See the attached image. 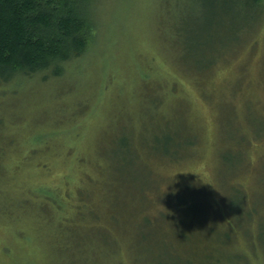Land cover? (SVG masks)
<instances>
[{
    "label": "rangeland",
    "instance_id": "obj_1",
    "mask_svg": "<svg viewBox=\"0 0 264 264\" xmlns=\"http://www.w3.org/2000/svg\"><path fill=\"white\" fill-rule=\"evenodd\" d=\"M89 11L94 40L62 77L37 74L0 89V264H148L139 253L155 245L139 250L136 231L146 227L150 243H178L171 204L180 193L200 201V212L187 215L194 240L176 264H204V253L219 264H264L257 234L264 218V13L230 19L200 0H93ZM231 23L250 26L228 31ZM214 44L229 50L207 70L197 68V56ZM229 113L238 125L231 139L222 130ZM165 119L174 127L159 128ZM128 128L149 143L134 149L130 168L120 144ZM171 129L191 141L176 162L150 151ZM228 143L237 157L225 161L219 155ZM103 146L114 152L111 179ZM137 172L149 186L137 191L141 180L135 191L125 189L118 175L129 181ZM233 187L254 217L240 222L243 215L228 207ZM48 188L59 211L35 196ZM78 216L83 227L75 231ZM73 236L79 242L63 246Z\"/></svg>",
    "mask_w": 264,
    "mask_h": 264
},
{
    "label": "trees",
    "instance_id": "obj_2",
    "mask_svg": "<svg viewBox=\"0 0 264 264\" xmlns=\"http://www.w3.org/2000/svg\"><path fill=\"white\" fill-rule=\"evenodd\" d=\"M92 1L93 0H0V89L2 88V90L7 91L12 88L8 87L9 85L12 86L13 83L22 82L23 80L32 78L37 74H42V79H48L55 76L62 77L66 65L68 64L67 62L77 59L82 54H85L94 40L96 22L93 19V16H91L92 12L89 11V5ZM200 3L207 9H210V11H213L222 17H224L225 14L226 16H229L230 19L232 17L236 18L243 13L256 14V17H259L264 13V0H200ZM212 15L215 14L212 13ZM213 24L216 26L214 22ZM248 26H250L249 23L244 25L240 23H231L230 25H227V30L243 31L244 29H247ZM207 29L211 30L210 28ZM208 37L209 35L207 36V40ZM225 47L226 46H223L222 44L207 45V54L205 52L202 55V58L197 56L196 62L200 63L197 68L203 69L204 71L210 68L211 64L215 63V60L219 57L221 52L225 51V49L229 50L228 47ZM182 50L183 48H179L180 58L182 60L180 61L181 63H187L184 61L187 54L186 52L182 53ZM191 53L192 50L189 51V55H191ZM235 121L236 119L231 113L227 115L224 114L222 130L223 127H225L224 130L228 139L237 136L238 125ZM127 124L128 123L124 122L121 123L120 128L127 127ZM161 127H163L164 130H166L165 128L171 127L168 123V119H165L160 123L159 128ZM173 127L174 126L171 128ZM241 127L244 128L243 125H241ZM256 127L258 128H254L255 132L256 134H259V124L256 125ZM127 130L123 142L120 144L125 147V151L128 150L130 152L127 156L129 157V161L126 165V167L130 168V166L133 165L134 149L138 148L140 144L147 146L149 143L147 141L139 140L138 136L141 135V131L139 133L136 131V134L133 131V128H128ZM240 137L242 141H246L247 139L245 133H241ZM8 140V142H10L11 138ZM189 140L190 137L185 135V133H180L179 130L171 129L169 135H165L162 138L159 135L156 136L153 143L150 144V151L154 152L165 161H180L186 157V154L190 149L188 145H190L191 141ZM4 147L5 144L2 146L0 139V154ZM232 147L234 146L228 143L225 148H222L219 156L221 157L222 155V158L225 161L231 160L235 156L237 157V155L233 153ZM100 148L104 154H108V156L110 155L111 157V159L106 160L105 163L102 164L104 170H107L108 174H110L111 179L112 154L114 152H112V148L105 149L106 146ZM34 150H36L35 147L29 148V151L35 153ZM1 163L0 159V170ZM135 171L136 170H134V173ZM138 174L139 173L137 172V175L133 176V179L128 181L123 180L124 178L117 173L118 178H122L124 184L123 187L127 190L135 191V186L143 180V183L137 186L139 188L137 191L140 192L142 189H146V187L149 186V182L144 184V182H147L148 178H140V175ZM188 182L190 183L191 181ZM233 188L234 189L230 192L228 199H226L228 207L233 208L235 211L243 215L242 217L241 215L238 217L240 222L247 216H250V218L254 217L255 214L253 208H251L252 206L249 207L247 211L244 209L246 207H243L242 205L244 202L241 199V193L237 191L240 189L238 187ZM121 189L122 187L120 190ZM80 192H82L81 187L78 189L77 194ZM35 196L37 199L40 198L43 202L54 205L55 208L58 207V209L56 208V211H59L61 208V201H59L58 195H55L50 188L42 189ZM160 196L161 195H159V197ZM129 202H126V206H129ZM198 202L200 201L192 199L183 193L175 195L173 198L171 205L173 206L176 215L174 216L173 221L176 226L172 228V232L175 229L174 233H176V236L179 235L183 238L181 241L179 237L178 243H175L173 239L170 241H164L163 239V241L161 240L162 242H157L156 240L152 241L153 243H150L146 227H142L141 231H136V242L138 248H140L139 250H141V248H147L148 244L155 245V250H152V253L147 254L141 251L139 253L141 256H143V254L148 256V264L151 260L153 261L152 264H165L168 262L176 264L178 261L173 259L175 255L178 257L180 254L187 255V250L190 249V245L188 247L187 244L189 242L193 243L194 240V237L192 236L193 232L189 229L190 224L187 221V215L196 216V213L200 212V210H198ZM162 213L163 215L165 214L164 210ZM184 213L185 216H183ZM109 215H111V211ZM62 217L66 219V216L63 215ZM80 217L81 216H78V218L73 220L72 226L75 231H79L80 227H83V222L79 220ZM65 219H59L57 221L64 224ZM147 219L148 218L145 219V223H147ZM257 234L261 240L264 239V218L258 220ZM71 240L73 241L62 240L63 246L68 243L72 244L79 242L77 236H73ZM194 251L196 250L194 249ZM196 253L198 255L197 251ZM199 257L205 259L204 264H219L218 261L220 260L219 258L212 259L208 253H204Z\"/></svg>",
    "mask_w": 264,
    "mask_h": 264
}]
</instances>
